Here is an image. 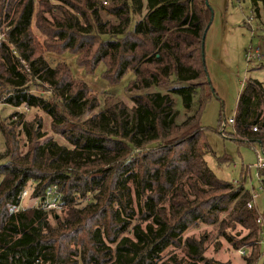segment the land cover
I'll return each instance as SVG.
<instances>
[{
    "label": "trees",
    "instance_id": "obj_1",
    "mask_svg": "<svg viewBox=\"0 0 264 264\" xmlns=\"http://www.w3.org/2000/svg\"><path fill=\"white\" fill-rule=\"evenodd\" d=\"M70 1L71 10L57 7L63 17L51 21L44 0L0 1V25L8 28L0 41V104L42 112L67 143L49 137L41 118L27 121L26 112L0 123V264H167L166 256L183 264L177 250L195 263L229 264L204 256L203 240L187 235L202 225L248 230L237 243L251 247L245 264H256L264 214L248 207L246 172L241 182L223 181L205 160L214 151L199 123L218 98L204 62L213 17L206 0ZM250 1L256 12L264 6ZM53 50L74 52L89 71L104 63L112 84L134 73L132 93L170 87L93 113L99 94L64 62L51 65L45 55ZM172 95L185 111L194 107L181 123ZM238 103L234 122L221 119L217 132L225 122L231 132L223 136L264 153V83L248 80ZM258 174L264 178V168ZM25 190L39 206L15 211ZM47 202L62 210H47Z\"/></svg>",
    "mask_w": 264,
    "mask_h": 264
},
{
    "label": "rangeland",
    "instance_id": "obj_2",
    "mask_svg": "<svg viewBox=\"0 0 264 264\" xmlns=\"http://www.w3.org/2000/svg\"><path fill=\"white\" fill-rule=\"evenodd\" d=\"M44 1L49 4L50 12L45 14V17L50 21L54 19V15L57 19L63 17L62 10L58 8L71 10L68 6L69 2H72L70 0H67L68 3H61L58 0ZM78 4L81 7L84 5L82 1ZM206 4L212 9L213 17L212 25L204 36L206 55L204 62L209 73V79L219 94V99L214 97L207 103L199 123V126L206 130L205 136L208 144L214 151L213 154L206 155L205 160L214 175L223 181L241 182L242 172L245 171V185L252 195L258 196L255 207L258 214L262 215L264 214V178L259 177L258 171L264 167L258 170L256 166L259 158L263 159L264 166V153L261 146L256 144L254 148L246 144H239L223 136L222 127L219 132L217 130L221 119L229 120L234 116L238 97L243 92L248 80L252 79L264 83V6L260 4L259 11L256 12L250 0H206ZM105 6L108 4H103L100 11L101 15L107 19ZM41 24L46 27L45 23L41 22ZM34 31L36 36L40 38V32L36 25H34ZM257 49L263 55V59H249L248 53L252 54ZM45 57L53 66L64 62L69 66L71 77L74 80L85 82L92 91L99 94L100 104L93 113L107 109L116 101H122L131 106L133 96L155 91L167 93L170 87H151L149 90L132 93L129 91V87L136 79L132 72L126 73L118 83L112 84L105 77L106 65L104 63H100L94 71H89L86 66L79 63L77 54L72 51H66L60 55L58 51L53 50L46 53ZM173 98L175 107L179 112L177 122L181 123L187 115L193 113L194 107L190 111H185L182 108L181 98L178 96H173ZM15 112H26L27 121L36 117L41 118L44 132L59 143L67 144L60 136L51 131L50 118L40 111H27L0 104V123L6 121ZM230 132L231 126L227 125L225 134ZM5 142L0 132V154L5 151ZM1 180L2 177L0 176V183ZM22 205L26 208L35 207L39 206V202L37 199L26 197L23 199ZM260 219L263 223V216H260ZM248 234L249 231L239 225L235 228L202 225L196 230L189 231L187 235L193 236L199 241L203 240L204 256L207 258L222 263L245 264L246 256L249 255L251 247L237 242ZM227 237L233 238L237 246ZM262 244L261 255L256 264H264V236ZM176 254L177 259L181 260L183 264H201L195 263L179 250L176 251ZM164 260L167 264H174L169 256L164 257Z\"/></svg>",
    "mask_w": 264,
    "mask_h": 264
},
{
    "label": "built area",
    "instance_id": "obj_3",
    "mask_svg": "<svg viewBox=\"0 0 264 264\" xmlns=\"http://www.w3.org/2000/svg\"><path fill=\"white\" fill-rule=\"evenodd\" d=\"M8 28L7 29H4L2 26H0V41H4L6 40L7 38V32ZM248 58H256L257 60H262L263 59V55L261 54L260 51L255 50L252 54L248 53ZM234 122V119L231 118L228 120V124H232ZM226 126H227V123H223L222 124V133L224 132V130L226 129ZM255 131H257V128L254 129ZM257 166V169H261L263 166V159L262 158H259V162L258 164L256 165ZM54 193V191L50 190L47 194H48V197L52 196V194ZM26 197H29V191L28 190H25L21 196V203L20 205L15 209V211H19V210H24L26 207L22 205V201L23 199H25ZM252 201L248 204V207H252V206H256V199L258 198V196L256 194L252 195ZM45 208L47 210H58V211H61L62 210V207L55 203V202H47L46 203V206ZM264 224V222H263Z\"/></svg>",
    "mask_w": 264,
    "mask_h": 264
},
{
    "label": "crops",
    "instance_id": "obj_4",
    "mask_svg": "<svg viewBox=\"0 0 264 264\" xmlns=\"http://www.w3.org/2000/svg\"><path fill=\"white\" fill-rule=\"evenodd\" d=\"M215 89V88H214ZM216 90V89H215ZM216 92H217V90H216ZM217 94H218V92H217ZM218 98H219V94H218ZM238 103V102H237ZM239 104V103H238ZM233 118V117H232Z\"/></svg>",
    "mask_w": 264,
    "mask_h": 264
},
{
    "label": "water",
    "instance_id": "obj_5",
    "mask_svg": "<svg viewBox=\"0 0 264 264\" xmlns=\"http://www.w3.org/2000/svg\"><path fill=\"white\" fill-rule=\"evenodd\" d=\"M224 124H225V122H224Z\"/></svg>",
    "mask_w": 264,
    "mask_h": 264
}]
</instances>
